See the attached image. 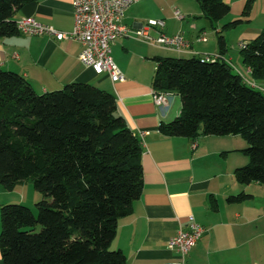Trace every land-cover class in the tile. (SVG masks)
<instances>
[{
  "label": "trees",
  "instance_id": "obj_1",
  "mask_svg": "<svg viewBox=\"0 0 264 264\" xmlns=\"http://www.w3.org/2000/svg\"><path fill=\"white\" fill-rule=\"evenodd\" d=\"M38 0H0V38L20 33L14 14ZM214 23L229 13L224 0H195ZM224 24L235 28L249 15ZM220 52L226 49L218 36ZM253 80H264V28L239 49ZM153 92L180 98L179 114L160 122L165 136L239 135L247 162L233 170L240 184L264 185V94L229 63L196 56H154ZM141 139L117 113L115 95L72 81L39 93L20 73L0 67V184L10 191L30 182L41 194L32 210L0 207L4 264H124L112 248L117 222L142 191ZM252 197L239 192L228 203Z\"/></svg>",
  "mask_w": 264,
  "mask_h": 264
},
{
  "label": "crops",
  "instance_id": "obj_2",
  "mask_svg": "<svg viewBox=\"0 0 264 264\" xmlns=\"http://www.w3.org/2000/svg\"><path fill=\"white\" fill-rule=\"evenodd\" d=\"M224 1L230 7L229 13L211 23L195 0H136L122 17L131 31L111 43L112 58L123 75L118 81L82 65L77 57V40L22 33L0 38L1 68L20 73L39 93L72 81L89 82L111 91L117 113L140 137L142 191L131 213L118 220L112 242L113 249L124 253V264H165L174 260L177 255L168 247V240L180 227H186L190 215L205 231L184 264H264V185L240 184L233 175L235 167L247 162L244 155L235 153L246 142L239 135L199 134L187 138L160 134L159 123L176 117L181 103L178 94L172 93L167 107L156 106L151 87L154 56H216L229 63L234 72L241 76L243 72L252 80L239 49L264 28V0H251L249 15L235 28L223 26L241 16L247 0ZM174 10H179L183 18L176 19ZM22 16L69 31L73 26L72 0L32 1L17 10L13 19ZM149 19L164 21L162 28L150 29L153 37L159 32L180 33L188 46L178 51L140 39L135 30ZM220 34L226 44L223 52L218 43ZM239 192L252 197L236 203L226 201L228 195ZM40 197L30 182L19 183L10 191L0 184V207L9 202L31 207ZM0 264H4L1 254Z\"/></svg>",
  "mask_w": 264,
  "mask_h": 264
},
{
  "label": "built area",
  "instance_id": "obj_3",
  "mask_svg": "<svg viewBox=\"0 0 264 264\" xmlns=\"http://www.w3.org/2000/svg\"><path fill=\"white\" fill-rule=\"evenodd\" d=\"M136 0H72L73 26L69 31H61L50 25L41 23L31 16H22L15 20L16 29L26 35H46L56 40H77L80 43L78 60L86 67H90L95 74H107L111 81L123 78L122 72L111 55V43L128 35L131 31L123 22L125 11ZM176 19H182L179 10H174ZM164 21L149 19L144 25L135 30L136 36L145 42H152L167 49L181 50L188 46V42L180 34L166 35L159 32L156 37L150 33L151 28H162ZM198 39L204 40V36ZM244 44H241L243 46ZM215 59L214 57H204ZM247 82L246 80H244ZM253 85V83H250ZM172 93L153 92V100L158 107H167ZM205 228L190 215L186 227H180L174 236L168 240V247L174 250L176 258L165 264H184L186 255L194 246Z\"/></svg>",
  "mask_w": 264,
  "mask_h": 264
},
{
  "label": "rangeland",
  "instance_id": "obj_4",
  "mask_svg": "<svg viewBox=\"0 0 264 264\" xmlns=\"http://www.w3.org/2000/svg\"><path fill=\"white\" fill-rule=\"evenodd\" d=\"M171 56H175V55H171ZM244 69V68H243ZM241 74H242V76H243V78H245V80H247V83L248 84H250V83H254V81H256V84H255V88L256 89H259L263 94H264V89H263V87H262V85L261 84H263L264 85V80H253V78H252V80H250V79H248V77L246 76V75H244V73L243 72H241ZM237 155H243L242 154V152L241 151H238V152H235ZM31 207V209L32 210H34L35 211V208H34V204L33 205H30Z\"/></svg>",
  "mask_w": 264,
  "mask_h": 264
}]
</instances>
